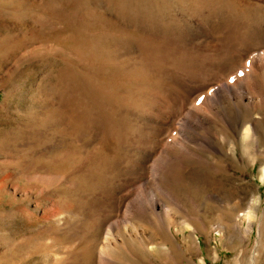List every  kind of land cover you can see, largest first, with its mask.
<instances>
[{
    "label": "rangeland",
    "instance_id": "1",
    "mask_svg": "<svg viewBox=\"0 0 264 264\" xmlns=\"http://www.w3.org/2000/svg\"><path fill=\"white\" fill-rule=\"evenodd\" d=\"M263 1L0 0V264H264Z\"/></svg>",
    "mask_w": 264,
    "mask_h": 264
},
{
    "label": "bare ground",
    "instance_id": "2",
    "mask_svg": "<svg viewBox=\"0 0 264 264\" xmlns=\"http://www.w3.org/2000/svg\"><path fill=\"white\" fill-rule=\"evenodd\" d=\"M249 48H250V50H249ZM247 54L249 56V57H247L248 58V65L251 67V69H250L251 72L249 75H247L248 77L245 76L246 79L237 80V81L232 82L230 84L227 83L228 84L227 86H225L223 84H222L223 86L221 84H220V86L216 85L214 87V94L212 95L213 96L212 103L222 104V102H224L225 99L229 98L226 91L232 90L233 91V98L236 99L237 103H239V104H240V102H247V100H249V102H250L249 105H253L254 107H257V106L259 107L261 105H264V95H263L262 90H261L262 81L258 80L259 70H261L260 71L261 74L264 73V42L260 46L248 47L245 50V52H243V54L241 55V59L246 57ZM218 79H216L215 81H217ZM262 79L264 80V74L262 76ZM215 81L212 83H215ZM212 83H210V84H212ZM209 86H211V85H209ZM184 104H185V101L183 102V105ZM210 105H212V104H210ZM205 108H207V107H203L204 110H205ZM208 108H209V106H208ZM198 111H199V109H198ZM175 114H176V112H175ZM207 118H208V115L194 111V112L190 113L189 117L187 118L188 123L187 122L186 123H187V126L190 127V129L195 131V129H197L199 127H205ZM250 127H251L250 123H247V125L244 127L243 140H245L246 136H247L245 134L246 133L245 131H247L248 129H251ZM170 139H172V138H170ZM195 141H196V139H195ZM178 143H183V142H178ZM173 145H174V142L171 141L169 144V148H172ZM155 148H156V146H155ZM155 148H153V150H155ZM160 160H162V159H160ZM156 173H158V172H156ZM262 176L264 177V166L262 167ZM167 195L168 194H166V197H167ZM168 197H170V196L168 195ZM157 204L163 205V202L161 200H158Z\"/></svg>",
    "mask_w": 264,
    "mask_h": 264
}]
</instances>
